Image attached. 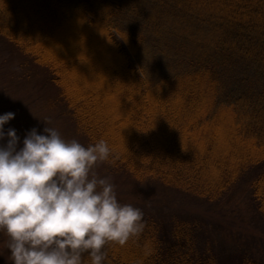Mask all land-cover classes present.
Returning a JSON list of instances; mask_svg holds the SVG:
<instances>
[{"label": "trees", "instance_id": "obj_1", "mask_svg": "<svg viewBox=\"0 0 264 264\" xmlns=\"http://www.w3.org/2000/svg\"><path fill=\"white\" fill-rule=\"evenodd\" d=\"M78 23L108 57L100 87L73 84L85 65L68 70L50 48ZM0 38L45 71L86 147L108 142L111 170L212 205L252 177L264 221V0H0ZM143 220L105 264H220L193 223Z\"/></svg>", "mask_w": 264, "mask_h": 264}, {"label": "clouds", "instance_id": "obj_2", "mask_svg": "<svg viewBox=\"0 0 264 264\" xmlns=\"http://www.w3.org/2000/svg\"><path fill=\"white\" fill-rule=\"evenodd\" d=\"M15 115L0 114V141L8 137L0 143V230L14 264H105L106 245L144 227L143 211L119 202L109 178L93 172L110 145L86 147L48 126L46 134L33 127L18 147L17 130L4 129Z\"/></svg>", "mask_w": 264, "mask_h": 264}, {"label": "rangeland", "instance_id": "obj_3", "mask_svg": "<svg viewBox=\"0 0 264 264\" xmlns=\"http://www.w3.org/2000/svg\"><path fill=\"white\" fill-rule=\"evenodd\" d=\"M60 34L52 51L66 59L68 70L80 64L85 70L74 75L72 82L80 87H100L103 79L99 74L100 61L108 58L102 50L99 37L87 44L80 33V23ZM71 82V81H70ZM56 87L48 82L45 71L36 68L20 56L16 49L0 38V114L12 111L16 115L4 126L5 132L15 128L20 137L18 147L23 146L27 133L35 127L41 134L48 126L54 127L68 141H86L77 131L69 116L66 105L56 99ZM104 93V92H103ZM113 114L119 107L105 105ZM123 109V108H122ZM110 112V113H111ZM113 124L120 127L125 123L119 112ZM5 136L0 143L6 144ZM98 177H107L115 186L119 202L132 204L144 213L152 215L165 225L171 222L193 223L199 231L201 250L210 245L220 264H229L237 255H249L264 260V221L256 213L251 199L250 182L246 179L241 187L220 205L206 204L161 183L134 179L122 171H113L102 161L93 168ZM10 237L0 230V264H14Z\"/></svg>", "mask_w": 264, "mask_h": 264}]
</instances>
